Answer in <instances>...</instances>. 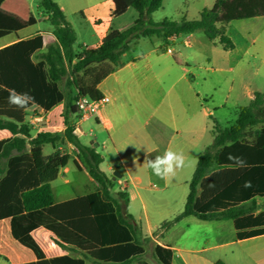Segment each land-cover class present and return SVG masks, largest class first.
I'll return each instance as SVG.
<instances>
[{
	"label": "trees",
	"instance_id": "16d2710c",
	"mask_svg": "<svg viewBox=\"0 0 264 264\" xmlns=\"http://www.w3.org/2000/svg\"><path fill=\"white\" fill-rule=\"evenodd\" d=\"M4 1L0 0V5ZM163 1L112 0L113 17L130 8L136 10L133 23L123 30L111 27L98 47L76 52V32L63 11L53 0H42L56 42L39 53L45 38L38 34L0 48V129L12 134L0 139V254L15 264H85L68 255L45 259L30 235L38 227L53 233L60 246L89 253L102 264H130L143 255L140 228L125 208L128 193L119 191L117 198L111 196L114 182L100 167L103 155L94 146L83 144L76 132L80 112L74 101L81 95L95 101L104 97L98 86L122 66V55L133 39L163 34L169 45L173 36L202 30L213 45L228 51L235 47L227 34L231 22L264 16V0H215L196 19L154 21L152 14ZM64 80L67 92L61 86ZM10 89L29 93L35 103L23 109L9 104ZM60 103L66 106L64 133L39 132L33 136L25 122L26 110L37 106L49 111ZM213 132L212 145L198 158L183 211L162 226L195 216L232 220L238 239L263 235L264 92L254 94L233 125L222 128L215 124ZM61 140L77 148L79 157L74 164L81 169L83 160L98 189L55 203L51 182L71 156L58 149L45 156L43 146L55 148ZM258 198L263 200L260 205ZM259 207L262 210L256 213ZM153 253L161 264H172L169 247L156 245Z\"/></svg>",
	"mask_w": 264,
	"mask_h": 264
},
{
	"label": "crops",
	"instance_id": "0c3cea01",
	"mask_svg": "<svg viewBox=\"0 0 264 264\" xmlns=\"http://www.w3.org/2000/svg\"><path fill=\"white\" fill-rule=\"evenodd\" d=\"M87 2L86 11L81 6L74 8L69 5L73 14L80 11L85 19L80 24L83 37L78 51L98 47L111 27L118 29L114 22L118 17L111 15L112 0ZM186 2L181 0L180 4L175 5V11L180 15L177 21L188 19L181 11L185 9ZM214 3L215 0L212 6ZM59 7L64 13V7ZM204 8L209 6H203L202 10ZM262 29L264 16L231 22L227 34L235 47L228 51L213 45L202 30L173 36L169 38V45H166L163 34L133 39L128 51L122 55V66L98 86L103 96L109 97V102L102 107L98 116L85 121L79 118L75 122L81 142L94 146L103 155L100 167L114 182L111 196L117 198L119 191L128 193L129 201L125 208L132 216L133 223L140 228L139 239L144 248L143 255L130 264L138 261L161 264L153 253L156 245L172 250V264H264V234L238 239L232 220H201L186 216L163 228L164 222L173 220L183 211L189 185L188 193L181 200L183 206H172L173 195L166 197L164 192L174 187V178L168 182L161 180L144 162V158H154L171 149L184 154V165L192 157L197 164L199 156L214 141L213 126L217 124L225 128L223 123L228 110L235 109L237 119L240 109L250 103L254 94L264 92V48L256 44ZM52 31L51 27L29 33L16 31L13 38L0 41V48L41 34L45 38L44 48L39 51L42 53L48 45L56 42ZM252 33L257 36L247 40V45L240 44L241 41L238 43L235 38L244 41ZM77 38L76 33V41ZM252 56L259 57L261 61L254 70L250 63ZM166 82H169L168 85ZM63 106L64 103H60L49 111L37 106L29 107L25 122L32 135L53 133L44 126H48L51 114ZM44 120L40 127L38 122ZM65 128V124L59 127L60 134L64 133ZM11 136L8 130L0 129V139ZM65 142L67 152L64 153H68L71 159L60 170L56 180L51 182L55 203L98 189L83 160H80L81 169L74 164L79 157L77 148ZM46 145L51 144L43 146L45 156L58 149L51 145L52 149L45 153ZM182 168L176 171V175L180 174ZM115 172L118 175L113 179ZM115 185L119 188L116 192L113 190ZM262 201L258 198V205ZM261 210L259 207L256 213ZM30 235L45 259L68 255L84 260L85 264H102L83 251L62 246L50 250L47 242L56 238L43 227L34 229ZM0 264L15 262L0 254Z\"/></svg>",
	"mask_w": 264,
	"mask_h": 264
},
{
	"label": "rangeland",
	"instance_id": "374dc122",
	"mask_svg": "<svg viewBox=\"0 0 264 264\" xmlns=\"http://www.w3.org/2000/svg\"><path fill=\"white\" fill-rule=\"evenodd\" d=\"M55 3H58L59 5L64 7V13L66 15L67 20L71 23L73 28L75 29L77 33V41L74 44V49L76 51L79 50V47L82 45V33L80 29V24L85 21L83 17L81 16V12L77 11L76 14H73L72 11L69 9V5H72V7L76 8L81 6V8H84V11L87 6V0H53ZM181 0H166L164 2V5L159 10L155 11L152 14V19L154 21H160L164 18H170L172 20L177 21L179 18V12L175 11V5H177ZM42 0H5L0 5V41L1 40H8L15 36L16 31H23V32H32L39 29H47V28H53L50 21H49V15L47 14L46 10L42 7L41 4ZM180 4V3H179ZM213 0H187L185 4V9H181V11L184 12V16L188 19H194L197 18L199 15L200 10H202L203 6H212ZM182 7V6H181ZM88 16V14H86ZM138 13L135 9L130 8L127 13L122 15L121 17H118L114 22L116 28L122 30L130 26L134 19L137 17ZM260 36L256 40V44H261L262 48H264V29H262ZM257 35L256 33H252L247 39L244 41L239 39L238 37L236 40L238 43L241 41L240 44H246V41L252 40V38H255ZM247 45V44H246ZM133 51H136L135 49ZM250 63L252 65L253 70L261 63L260 58L257 56H252L250 58ZM169 82H166L168 85ZM61 86L63 89L67 92L66 82L65 80L61 82ZM199 88V86H197ZM76 91L72 90V94L75 95ZM66 111V106L64 104L63 107H60L59 109H56L53 114L49 117V123L48 126H44L47 131H52L53 133H62L59 130V127L63 126L64 124V115ZM81 116V115H80ZM226 121H224L225 127H230L234 124L236 119V110L231 109L227 111ZM46 120V119H45ZM38 122V125L40 126V123L45 122ZM77 121V120H76ZM41 127V126H40ZM67 143L64 140H61L57 144V148L61 150L62 152H67ZM51 145H46L44 148V152L50 151ZM196 167V160L190 159L187 161L186 165L183 166L182 171L180 174L175 175L174 179L172 180V185L174 187L170 188L168 191H165L164 194L167 197L168 194L173 195L172 196V206H183V203H181V200H183V197L186 196L188 193V185L192 178V175L194 173ZM171 185V186H172ZM115 192L119 190V188L115 185L114 189ZM162 193H160L161 196ZM163 194V195H164ZM180 202V205L178 204ZM183 202V201H182Z\"/></svg>",
	"mask_w": 264,
	"mask_h": 264
},
{
	"label": "clouds",
	"instance_id": "9594fccd",
	"mask_svg": "<svg viewBox=\"0 0 264 264\" xmlns=\"http://www.w3.org/2000/svg\"><path fill=\"white\" fill-rule=\"evenodd\" d=\"M8 102L23 109L34 104L35 98L29 93H18L15 89H10ZM137 150L139 149L137 148ZM144 162L151 169L153 175L168 182L174 178L176 171L184 166L185 156L182 152L166 149L161 155H156L154 158H144Z\"/></svg>",
	"mask_w": 264,
	"mask_h": 264
},
{
	"label": "built area",
	"instance_id": "2783aa9c",
	"mask_svg": "<svg viewBox=\"0 0 264 264\" xmlns=\"http://www.w3.org/2000/svg\"><path fill=\"white\" fill-rule=\"evenodd\" d=\"M167 51L170 52L171 49H167ZM108 102L109 97L106 96H104L101 100L95 101L88 96L81 95L74 101V105L80 112V120L85 121L98 116L102 107ZM59 246L60 245L57 243L56 239H51L47 242V247L50 250H56Z\"/></svg>",
	"mask_w": 264,
	"mask_h": 264
},
{
	"label": "water",
	"instance_id": "95a60500",
	"mask_svg": "<svg viewBox=\"0 0 264 264\" xmlns=\"http://www.w3.org/2000/svg\"><path fill=\"white\" fill-rule=\"evenodd\" d=\"M116 175H118L117 172L114 173V177H113V179H115V176H116Z\"/></svg>",
	"mask_w": 264,
	"mask_h": 264
}]
</instances>
